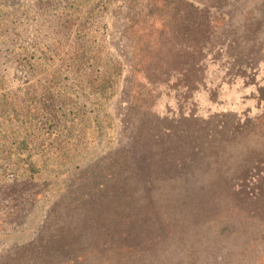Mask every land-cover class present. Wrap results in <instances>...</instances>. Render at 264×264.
I'll return each mask as SVG.
<instances>
[{
	"label": "rangeland",
	"instance_id": "rangeland-1",
	"mask_svg": "<svg viewBox=\"0 0 264 264\" xmlns=\"http://www.w3.org/2000/svg\"><path fill=\"white\" fill-rule=\"evenodd\" d=\"M45 1L0 0V264H264V0ZM188 118L236 138L204 188L120 186Z\"/></svg>",
	"mask_w": 264,
	"mask_h": 264
},
{
	"label": "trees",
	"instance_id": "trees-1",
	"mask_svg": "<svg viewBox=\"0 0 264 264\" xmlns=\"http://www.w3.org/2000/svg\"><path fill=\"white\" fill-rule=\"evenodd\" d=\"M45 2L37 0V5L40 7ZM229 116L226 114L220 119H228ZM156 122L158 125H152L147 131L137 129L121 147L130 159V167H126L127 172L118 178V183L129 191L142 192L145 203L156 191L163 192L165 201H173L176 198L181 200L190 190L203 189L205 178L202 176L215 169L213 164L208 163L209 158L219 161L227 150L226 146L211 152L207 151L208 148L215 149L218 143L236 141L230 133L222 132L225 126L222 120L182 119L176 122L178 126L173 128L175 130L163 127L160 119ZM182 143L185 150L178 145ZM232 186L235 187L234 184ZM110 187L112 193L113 185ZM129 200L131 203L138 201L132 197ZM132 230L133 236L138 233V229ZM130 236L127 232L126 237ZM64 250L62 246L59 248L63 253Z\"/></svg>",
	"mask_w": 264,
	"mask_h": 264
}]
</instances>
